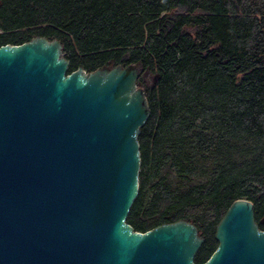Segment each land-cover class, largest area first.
Here are the masks:
<instances>
[{"label": "trees", "instance_id": "16d2710c", "mask_svg": "<svg viewBox=\"0 0 264 264\" xmlns=\"http://www.w3.org/2000/svg\"><path fill=\"white\" fill-rule=\"evenodd\" d=\"M58 39L71 73L137 65L150 116L139 136V232L187 220L218 247L238 199L264 231V0H0V46ZM169 168L182 181L173 188Z\"/></svg>", "mask_w": 264, "mask_h": 264}, {"label": "water", "instance_id": "95a60500", "mask_svg": "<svg viewBox=\"0 0 264 264\" xmlns=\"http://www.w3.org/2000/svg\"><path fill=\"white\" fill-rule=\"evenodd\" d=\"M69 65L58 39L0 46V264H195L193 223L127 222L150 116L137 65ZM254 211L233 202L203 264H264Z\"/></svg>", "mask_w": 264, "mask_h": 264}, {"label": "rangeland", "instance_id": "374dc122", "mask_svg": "<svg viewBox=\"0 0 264 264\" xmlns=\"http://www.w3.org/2000/svg\"><path fill=\"white\" fill-rule=\"evenodd\" d=\"M165 174L168 178L169 183L173 188L187 189L192 185L202 183V180H190V181H182L177 175L171 171L169 168L165 169Z\"/></svg>", "mask_w": 264, "mask_h": 264}, {"label": "built area", "instance_id": "2783aa9c", "mask_svg": "<svg viewBox=\"0 0 264 264\" xmlns=\"http://www.w3.org/2000/svg\"><path fill=\"white\" fill-rule=\"evenodd\" d=\"M64 55V54H63Z\"/></svg>", "mask_w": 264, "mask_h": 264}]
</instances>
